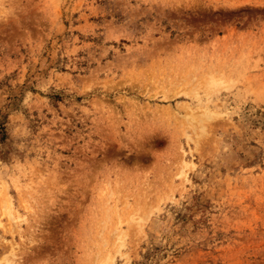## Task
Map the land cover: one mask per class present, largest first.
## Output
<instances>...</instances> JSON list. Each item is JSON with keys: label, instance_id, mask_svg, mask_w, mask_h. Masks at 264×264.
<instances>
[{"label": "rangeland", "instance_id": "1", "mask_svg": "<svg viewBox=\"0 0 264 264\" xmlns=\"http://www.w3.org/2000/svg\"><path fill=\"white\" fill-rule=\"evenodd\" d=\"M0 264H264V0H0Z\"/></svg>", "mask_w": 264, "mask_h": 264}]
</instances>
